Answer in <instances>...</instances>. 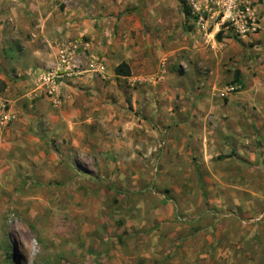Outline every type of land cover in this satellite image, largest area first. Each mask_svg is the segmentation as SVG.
Segmentation results:
<instances>
[{
	"label": "rangeland",
	"instance_id": "1",
	"mask_svg": "<svg viewBox=\"0 0 264 264\" xmlns=\"http://www.w3.org/2000/svg\"><path fill=\"white\" fill-rule=\"evenodd\" d=\"M110 1L129 12L159 6L182 15L178 0H0V94L13 115L0 128V264H264V50L260 41L242 43L255 33L264 37V0H240L242 17L233 14L239 22L218 27L219 0H185L190 12L197 5L205 26L191 14L183 30L177 22L155 35L161 67L176 70L191 52L203 57L198 71L183 78L200 99L199 90L214 83L205 125H189L191 133L228 134L234 151L252 157L195 154L190 165L180 160L178 173L165 154L167 126L146 124L143 106L135 113L142 127L124 126L127 102L116 116L97 111L92 124L76 130L72 119L80 116L66 101L71 80L81 74L63 79L60 104L35 91L39 74L52 65L30 67L29 50L41 46L28 32L38 23L31 11H98ZM249 16L256 30L242 32ZM200 34L198 46L193 40ZM222 55L228 62L219 61ZM79 61L80 70L90 69L89 61ZM234 68L233 75H245L222 99ZM135 149L137 158L130 157Z\"/></svg>",
	"mask_w": 264,
	"mask_h": 264
},
{
	"label": "crops",
	"instance_id": "2",
	"mask_svg": "<svg viewBox=\"0 0 264 264\" xmlns=\"http://www.w3.org/2000/svg\"><path fill=\"white\" fill-rule=\"evenodd\" d=\"M110 2L104 3L98 11H89L87 7L80 6L72 12L64 10L58 14L55 10L49 11L45 7L35 8L30 14L31 20L38 23H35V28L28 32L35 41L39 40L38 43L40 42L41 45L32 46L29 50V61L33 63L31 68L61 65L59 57L61 49L68 50L78 60L86 59L89 62L95 60L92 62L94 65L90 63V69L81 68L78 74L82 76L73 78L71 87L67 90L70 98L66 104L76 116H80L79 121L72 119V127L77 130L84 126L83 123L92 124V116L96 115L97 111L103 110L102 115L113 111L116 116V113L128 107V102L130 104L129 122H126L124 126L130 123L138 127L143 126V120L135 114L142 106L144 107L142 111L149 115V118L145 120L146 124L167 126L168 143L165 154L167 159H170L175 173L179 172L181 159L190 165L191 158L195 154L204 158L207 154L215 152L214 156L218 157L222 154L226 159H230L233 154H238L252 160V157L247 156L242 149L238 148L239 150L234 151L230 147L227 139H232L230 135L221 133L218 136L214 135L211 139L203 133L194 135L188 128L195 122H198V126L205 125L206 117L202 116L208 111L205 100L211 93L209 85L214 83L210 81L207 83L208 87L199 90V92L202 91L200 99L198 90L194 91V88H191L192 81L183 79L188 77L191 71H198L196 64H200L203 57L195 53L184 55V59H180L176 70L170 71L164 65L163 67L160 65V55L153 48V45L157 43L155 35L158 32L173 31L177 22L181 24L180 28L178 26L176 28L178 32L183 30L184 20L181 14H177L179 10L173 13V9L170 8L142 6L129 12L125 6L117 5L114 1ZM201 22H196V25H203ZM218 26L219 24H216V27ZM145 29L150 30V33H146ZM216 29L214 27L208 35L213 36ZM194 30L198 32L197 26ZM203 40L201 34L198 37L195 35L193 43L199 46ZM252 40L260 41L264 50V37L261 32L252 34L246 39L243 38L242 43L247 44L246 42ZM218 45L221 48L223 44L218 43ZM256 47L254 45L253 50ZM219 61L228 62L223 55L219 57ZM121 63L128 65L129 77L116 78L114 69ZM99 64L104 65L103 72H100ZM235 69H232L225 81L233 79ZM156 74L160 75V79L153 80L152 77ZM240 74L242 77L245 75L242 70ZM145 80L152 83L148 84ZM136 83L139 85H136L138 88L129 87ZM44 102H46L45 99H41L37 102L38 106H42ZM226 103H229V100ZM122 118L125 119L126 116ZM116 119L118 120L117 117ZM134 132L136 138L138 132L136 130ZM219 149L223 150L222 153H219ZM136 154V149L133 152L128 151L130 157L133 155L137 158ZM164 157L165 155L162 156Z\"/></svg>",
	"mask_w": 264,
	"mask_h": 264
},
{
	"label": "built area",
	"instance_id": "3",
	"mask_svg": "<svg viewBox=\"0 0 264 264\" xmlns=\"http://www.w3.org/2000/svg\"><path fill=\"white\" fill-rule=\"evenodd\" d=\"M239 1L240 0H219L218 4H220L221 8L223 9V15L221 17L220 23H218L220 26H223L224 24L226 25V22H233V25H236L239 22L236 21L235 16H233V14L236 12V17H242L241 12L238 9L240 7ZM196 6L197 5H192L191 14L197 17L198 22H201L202 16L200 15L199 9H197ZM247 18V20H251V22H248L246 20L244 21L245 23L241 24V27L243 29L242 32H255V22L250 16ZM59 57L61 65L52 66L46 72L40 73L37 78L35 88V91L41 92V94H43L53 104H60L61 102V98L63 97V79L76 75L80 72V61L75 58L71 52H68V50L65 49H61ZM92 62H95V60H92L90 63L93 64ZM98 68L100 72H103V65L99 64ZM238 89L239 85L230 83L224 88L222 92H220L219 95L222 99L227 98ZM7 106V101L0 94V128L5 127L9 122H11L13 118L11 110Z\"/></svg>",
	"mask_w": 264,
	"mask_h": 264
},
{
	"label": "trees",
	"instance_id": "4",
	"mask_svg": "<svg viewBox=\"0 0 264 264\" xmlns=\"http://www.w3.org/2000/svg\"><path fill=\"white\" fill-rule=\"evenodd\" d=\"M178 1L180 4V7H181L182 16L185 20H187L189 17H191L190 9L186 6L185 0H178ZM187 30L190 31V28H188ZM221 32H222V30H220L216 34V38H219V35L221 34ZM114 74H115L116 78H118V77H129L130 71H129L128 65H126L125 63L119 64L114 69ZM239 77H240V73L238 71H236L233 75V79H232L231 83L232 84H238L239 83ZM225 102H227V100Z\"/></svg>",
	"mask_w": 264,
	"mask_h": 264
}]
</instances>
